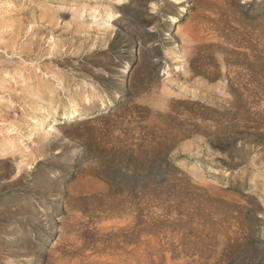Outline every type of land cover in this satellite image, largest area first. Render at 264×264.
<instances>
[{"label": "rangeland", "instance_id": "rangeland-1", "mask_svg": "<svg viewBox=\"0 0 264 264\" xmlns=\"http://www.w3.org/2000/svg\"><path fill=\"white\" fill-rule=\"evenodd\" d=\"M0 264H264V0H0Z\"/></svg>", "mask_w": 264, "mask_h": 264}, {"label": "bare ground", "instance_id": "bare-ground-1", "mask_svg": "<svg viewBox=\"0 0 264 264\" xmlns=\"http://www.w3.org/2000/svg\"><path fill=\"white\" fill-rule=\"evenodd\" d=\"M6 13V12H5ZM175 18H177V17H175ZM178 19V18H177ZM8 25V24H7ZM4 26H6L5 24H4ZM127 67V66H126ZM126 67L125 66H122V68H121V71H120V77H125L126 75H125V73H127L126 71H127V69H126Z\"/></svg>", "mask_w": 264, "mask_h": 264}]
</instances>
